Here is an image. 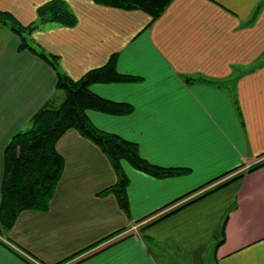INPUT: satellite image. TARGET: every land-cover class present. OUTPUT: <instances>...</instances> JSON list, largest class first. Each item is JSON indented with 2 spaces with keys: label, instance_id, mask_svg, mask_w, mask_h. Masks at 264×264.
Returning <instances> with one entry per match:
<instances>
[{
  "label": "crops",
  "instance_id": "1",
  "mask_svg": "<svg viewBox=\"0 0 264 264\" xmlns=\"http://www.w3.org/2000/svg\"><path fill=\"white\" fill-rule=\"evenodd\" d=\"M48 1L0 0V10L26 25ZM65 1L77 24L41 26L32 35L38 48L59 56L73 79L113 54L119 72L140 77L93 84L99 95L135 109L89 110L90 119L137 142L149 161L191 171L156 178L124 162L128 215L114 194H98L117 179L108 157L69 129L57 143L65 169L49 209L22 211L8 236L0 235L8 245L0 241V264H55L117 230L75 264H160L145 234L173 242L187 264H264V4L251 23L264 0H173L155 20L142 9ZM3 33L0 201L6 145L46 102L61 97L55 69L19 49L15 33Z\"/></svg>",
  "mask_w": 264,
  "mask_h": 264
},
{
  "label": "trees",
  "instance_id": "2",
  "mask_svg": "<svg viewBox=\"0 0 264 264\" xmlns=\"http://www.w3.org/2000/svg\"><path fill=\"white\" fill-rule=\"evenodd\" d=\"M95 1L100 5L123 9H142L152 16V20H155L163 14L173 0ZM263 4L264 1L258 5L251 17V23L256 20ZM37 11V20L25 25L11 12L0 10V23L19 37V49H29L55 69L56 91L63 92L64 96L60 98L55 96L46 102L30 118L28 127L17 132L5 147L0 201L1 236H8L22 211L49 209L50 201L65 169V159L58 151L57 143L69 129L77 130L82 136L96 144L108 157L117 179L113 185L98 194H114L119 206L128 215L130 214V202L127 189L130 178L124 169V162L156 178L185 175L191 171L186 167H166L155 164L141 155L137 142L101 129L93 123L88 114L89 110L128 115L135 109L134 105L129 102L115 101L99 95L91 89L93 84L131 82L139 80L140 77L119 72L118 56L113 54L104 65L88 70L78 79L71 78L60 69L59 56L39 49L32 35L47 23L75 26L78 22L77 16L65 0H50L39 6ZM263 164L254 166L251 171ZM227 219L228 216H225L218 233L222 239L225 237ZM120 232L122 230H117L55 264L78 263L79 261H73L76 257L114 238ZM0 241L8 246L1 238Z\"/></svg>",
  "mask_w": 264,
  "mask_h": 264
},
{
  "label": "rangeland",
  "instance_id": "3",
  "mask_svg": "<svg viewBox=\"0 0 264 264\" xmlns=\"http://www.w3.org/2000/svg\"><path fill=\"white\" fill-rule=\"evenodd\" d=\"M0 30H2V32H0L1 33L0 37L3 36L4 30L5 32L10 31L7 27H4L1 23H0ZM60 96L63 97L64 93L60 92ZM144 238L148 241L155 256L159 259L160 264H187L184 256H180L179 251H176L173 242L167 240L157 241V239H154L153 237H150L147 234L144 235ZM33 264H40V263H38L37 261H33Z\"/></svg>",
  "mask_w": 264,
  "mask_h": 264
}]
</instances>
